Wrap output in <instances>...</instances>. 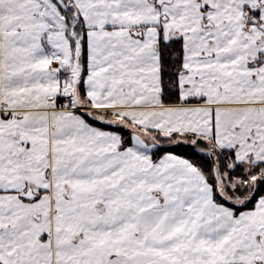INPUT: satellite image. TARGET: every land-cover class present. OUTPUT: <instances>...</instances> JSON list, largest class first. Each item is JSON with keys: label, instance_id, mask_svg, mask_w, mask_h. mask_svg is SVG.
<instances>
[{"label": "snow or ice", "instance_id": "snow-or-ice-1", "mask_svg": "<svg viewBox=\"0 0 264 264\" xmlns=\"http://www.w3.org/2000/svg\"><path fill=\"white\" fill-rule=\"evenodd\" d=\"M0 264H264V0H0Z\"/></svg>", "mask_w": 264, "mask_h": 264}]
</instances>
